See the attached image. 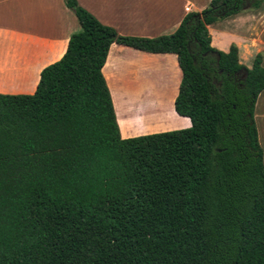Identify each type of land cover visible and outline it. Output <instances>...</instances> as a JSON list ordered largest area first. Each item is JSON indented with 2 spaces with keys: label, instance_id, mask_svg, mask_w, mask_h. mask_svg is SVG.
I'll return each instance as SVG.
<instances>
[{
  "label": "trees",
  "instance_id": "1",
  "mask_svg": "<svg viewBox=\"0 0 264 264\" xmlns=\"http://www.w3.org/2000/svg\"><path fill=\"white\" fill-rule=\"evenodd\" d=\"M64 3L80 25L64 55L32 95L0 94V264H264L262 55L247 69L207 28L261 1L211 0L156 38ZM112 44L176 55L190 128L121 138L102 75Z\"/></svg>",
  "mask_w": 264,
  "mask_h": 264
},
{
  "label": "crops",
  "instance_id": "2",
  "mask_svg": "<svg viewBox=\"0 0 264 264\" xmlns=\"http://www.w3.org/2000/svg\"><path fill=\"white\" fill-rule=\"evenodd\" d=\"M76 1L120 36L156 38L175 32L186 15L200 13L211 0ZM250 16L242 12L228 17L232 20L225 27L222 22L227 18L208 26L211 46L228 52L235 45L239 63L247 69L259 52L253 38L258 35V21ZM79 30L64 0H0V94L32 95L41 71L61 59L71 35ZM249 31L252 35L246 37L244 32ZM102 75L122 139L191 127L190 119L174 109L182 78L176 55L112 44ZM258 139L261 146L259 135Z\"/></svg>",
  "mask_w": 264,
  "mask_h": 264
},
{
  "label": "rangeland",
  "instance_id": "3",
  "mask_svg": "<svg viewBox=\"0 0 264 264\" xmlns=\"http://www.w3.org/2000/svg\"><path fill=\"white\" fill-rule=\"evenodd\" d=\"M260 1H261V5L258 9L251 8V6H247L246 8H244V10L242 12H245L249 16L251 15L250 17H253V19L255 17L256 20L258 21V28H257L258 29L257 30L258 35H257V37L253 36V38H257L258 44L255 46V49H259V52L257 54L262 55V66L264 67V0H260ZM231 20H232V18L225 19V21L222 22V23H224L223 26L225 27L228 24V21H231ZM249 24L250 23H248V25ZM208 32L210 34L209 28H208ZM244 34L246 37H249L250 35H252V32H250V31L246 32V33L244 32ZM256 55H255V57H256ZM253 61H254V59H253ZM253 61H252V65H253ZM256 105L257 106L255 108L254 118H255V122H256L257 132H258V135L260 136L261 146L264 150V97H263V95H261V97L259 99H257Z\"/></svg>",
  "mask_w": 264,
  "mask_h": 264
},
{
  "label": "built area",
  "instance_id": "4",
  "mask_svg": "<svg viewBox=\"0 0 264 264\" xmlns=\"http://www.w3.org/2000/svg\"><path fill=\"white\" fill-rule=\"evenodd\" d=\"M187 10H188V8H187Z\"/></svg>",
  "mask_w": 264,
  "mask_h": 264
},
{
  "label": "water",
  "instance_id": "5",
  "mask_svg": "<svg viewBox=\"0 0 264 264\" xmlns=\"http://www.w3.org/2000/svg\"><path fill=\"white\" fill-rule=\"evenodd\" d=\"M246 70V69H245ZM246 73V72H245Z\"/></svg>",
  "mask_w": 264,
  "mask_h": 264
}]
</instances>
